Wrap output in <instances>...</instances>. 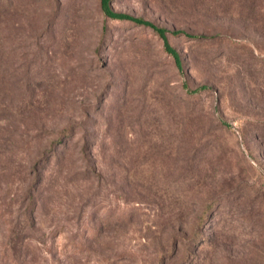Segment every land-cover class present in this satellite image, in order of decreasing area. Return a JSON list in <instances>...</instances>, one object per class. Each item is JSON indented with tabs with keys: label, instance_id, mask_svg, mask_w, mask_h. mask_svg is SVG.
Returning <instances> with one entry per match:
<instances>
[{
	"label": "rangeland",
	"instance_id": "374dc122",
	"mask_svg": "<svg viewBox=\"0 0 264 264\" xmlns=\"http://www.w3.org/2000/svg\"><path fill=\"white\" fill-rule=\"evenodd\" d=\"M0 0V264H264V0Z\"/></svg>",
	"mask_w": 264,
	"mask_h": 264
},
{
	"label": "trees",
	"instance_id": "16d2710c",
	"mask_svg": "<svg viewBox=\"0 0 264 264\" xmlns=\"http://www.w3.org/2000/svg\"><path fill=\"white\" fill-rule=\"evenodd\" d=\"M107 1L108 0H100L101 8H102V11L105 15L110 16V17H115V18H127V19H130L132 21H135V22L137 21L138 23H143V24L151 26L152 29L161 37L164 49L172 55V57L174 58L176 63L179 62L178 53L167 41L166 29L164 27L155 25V24L148 22L146 20H143L142 18H139V17H135V16H131L129 14L113 11L109 7V5L107 4Z\"/></svg>",
	"mask_w": 264,
	"mask_h": 264
}]
</instances>
